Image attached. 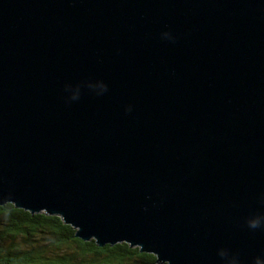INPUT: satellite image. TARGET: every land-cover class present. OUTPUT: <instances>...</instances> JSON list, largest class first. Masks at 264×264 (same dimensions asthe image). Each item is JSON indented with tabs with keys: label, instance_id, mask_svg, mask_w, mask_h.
Returning a JSON list of instances; mask_svg holds the SVG:
<instances>
[{
	"label": "water",
	"instance_id": "obj_1",
	"mask_svg": "<svg viewBox=\"0 0 264 264\" xmlns=\"http://www.w3.org/2000/svg\"><path fill=\"white\" fill-rule=\"evenodd\" d=\"M7 204L157 264L264 259L247 227L264 215V0H0Z\"/></svg>",
	"mask_w": 264,
	"mask_h": 264
},
{
	"label": "trees",
	"instance_id": "obj_2",
	"mask_svg": "<svg viewBox=\"0 0 264 264\" xmlns=\"http://www.w3.org/2000/svg\"><path fill=\"white\" fill-rule=\"evenodd\" d=\"M0 264H157V257L128 243L83 241L60 216L7 204L0 207Z\"/></svg>",
	"mask_w": 264,
	"mask_h": 264
},
{
	"label": "clouds",
	"instance_id": "obj_3",
	"mask_svg": "<svg viewBox=\"0 0 264 264\" xmlns=\"http://www.w3.org/2000/svg\"><path fill=\"white\" fill-rule=\"evenodd\" d=\"M161 38L168 41H174V37L170 32H163L161 34ZM87 88L98 96L107 92V86L102 82L88 83ZM65 92L70 93V95L67 97L68 103L78 102L81 99V86L79 85L73 88L68 84L65 86ZM126 111L131 112V106H129ZM247 227L252 231L264 229V215H256L253 218L248 219ZM218 256L224 262V264H240L239 258L235 255H231L227 249L218 250ZM255 264H264V259L257 257Z\"/></svg>",
	"mask_w": 264,
	"mask_h": 264
}]
</instances>
